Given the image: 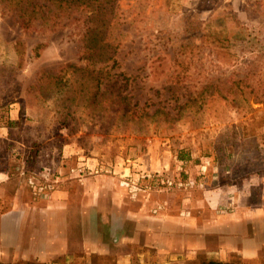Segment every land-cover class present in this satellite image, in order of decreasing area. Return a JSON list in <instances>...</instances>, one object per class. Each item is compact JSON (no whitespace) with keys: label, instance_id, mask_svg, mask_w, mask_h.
<instances>
[{"label":"rangeland","instance_id":"1","mask_svg":"<svg viewBox=\"0 0 264 264\" xmlns=\"http://www.w3.org/2000/svg\"><path fill=\"white\" fill-rule=\"evenodd\" d=\"M83 1L28 30L0 5V229L14 196L70 246L0 264H264L199 231L264 224V0Z\"/></svg>","mask_w":264,"mask_h":264},{"label":"crops","instance_id":"2","mask_svg":"<svg viewBox=\"0 0 264 264\" xmlns=\"http://www.w3.org/2000/svg\"><path fill=\"white\" fill-rule=\"evenodd\" d=\"M186 164V163H182ZM156 169L158 167H154ZM85 185L88 186L90 184L88 179L82 180ZM92 193L94 192V187L92 184ZM88 191V190H87ZM55 197L63 198L65 197L66 192L63 190L57 191L55 193ZM213 196L210 197V194L207 196L208 198L212 199L210 205L214 206L218 202V195L212 194ZM11 212L9 216L11 217L12 221L7 225H4L3 228L0 229V236L2 237L0 246V260H4L1 257H5L6 255L14 256L16 259L24 258L25 260H52L56 257H60L63 254L67 253L70 249V246H67V243H63L62 239L60 242L56 241L53 243H48L47 241L43 242V246H40L39 243L35 244L32 240L29 239V232L27 229L21 228L23 226V221L21 216H24V211L21 210V206L16 201V198L13 196L10 203ZM244 212L235 213L233 215H227L228 218L216 220L214 223L215 226L207 227V225H201L199 227L200 234L206 235L207 233H213L215 237V244L216 249L226 252V248L222 246V241L228 240L229 244H234L229 246L230 257L234 255V253H238L243 260H258V249H261L263 246L262 242L264 237L261 234L264 233V224H255L254 217L258 214H262V211H248L249 215L247 219L243 220H236L241 217H245L243 215ZM221 215V214H220ZM226 217V216H225ZM234 219V220H232ZM222 220V221H221ZM221 221V222H220ZM230 221V222H229ZM246 221L244 224V222ZM248 222V223H247ZM246 225V228L243 229V226ZM243 231V232H242ZM245 233V234H241ZM168 234L174 235V229H168ZM231 236H228L230 235ZM173 237V236H172ZM231 237V238H230ZM262 239H261V238ZM261 239V243L259 242ZM137 242V240H136ZM87 247V248H86ZM89 246H85L88 249ZM99 246H91L90 250L91 253H95ZM6 250V251H5ZM227 254V253H226Z\"/></svg>","mask_w":264,"mask_h":264},{"label":"trees","instance_id":"3","mask_svg":"<svg viewBox=\"0 0 264 264\" xmlns=\"http://www.w3.org/2000/svg\"><path fill=\"white\" fill-rule=\"evenodd\" d=\"M80 1L81 0H51L53 4H57L58 9L66 10L74 9L76 4ZM83 3L87 6H91L93 4L90 0H84ZM0 5L3 7V11L13 12L16 20L19 22V27L22 30L32 28V25H35L37 22H40V24L43 25L44 20L46 19L47 21V13L51 12L49 5L41 4L38 0H0ZM106 46L108 45L106 44ZM109 59L113 60L112 56H110ZM64 81L68 82V80ZM122 113L124 115L125 111ZM178 158L180 160L183 159V157L179 156Z\"/></svg>","mask_w":264,"mask_h":264}]
</instances>
